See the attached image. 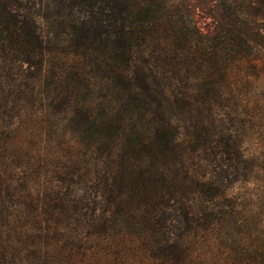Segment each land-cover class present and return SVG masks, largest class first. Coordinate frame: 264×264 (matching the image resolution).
<instances>
[{
	"label": "trees",
	"instance_id": "1",
	"mask_svg": "<svg viewBox=\"0 0 264 264\" xmlns=\"http://www.w3.org/2000/svg\"><path fill=\"white\" fill-rule=\"evenodd\" d=\"M192 1L0 0V259L29 264L73 209L93 241L140 239L159 264L235 220L230 189L264 166L231 88L264 65V0H203L205 33ZM49 166L59 186L38 189Z\"/></svg>",
	"mask_w": 264,
	"mask_h": 264
},
{
	"label": "rangeland",
	"instance_id": "2",
	"mask_svg": "<svg viewBox=\"0 0 264 264\" xmlns=\"http://www.w3.org/2000/svg\"><path fill=\"white\" fill-rule=\"evenodd\" d=\"M191 3L194 5V19L200 31L203 33L210 31L212 23L209 17L213 9L210 8L209 2L193 0ZM217 4L220 2L218 1ZM258 66L253 71L245 70L243 81L244 71H242L241 79L236 80L237 84H233L231 88L238 89L237 103L247 107L245 116H251L254 119L251 122V136L244 146L245 153L254 155L258 158V162L263 163L264 65L259 62ZM42 137L44 140H49L46 136ZM38 147L41 151L45 148L42 144ZM62 155L65 157V152ZM252 168L257 176L244 185L236 184L229 191L230 196L235 198L232 211L237 212L235 220L221 232L216 233L217 229L208 244L202 246L198 244L193 251L191 264H264V166L258 163ZM38 171L41 174L36 181L38 189L50 191L59 186L54 184L48 176L51 171L50 166L46 172L43 169ZM36 190L34 189L33 192L34 197L39 195ZM75 190L77 188L70 189L71 192ZM41 205H43L41 202L37 203L36 216L39 220L35 219L33 227L42 230L44 229L42 225L47 223L42 215L43 206ZM73 210L70 217L62 218L52 226L59 228L58 235L63 234L62 237L42 242H26L23 249L26 252L23 255V261L29 264H155V262L159 264L158 258L153 259L150 253H145L140 239L130 238L118 241L119 236H117L107 242L106 240L93 241L94 238H89L88 232L82 227L83 211ZM233 223L237 225L236 229ZM26 226L23 224L24 228ZM79 239L81 241H78ZM55 240L59 242H54ZM60 242L62 244L59 246ZM32 243L37 249L30 248ZM47 244L50 245L51 251L48 250ZM73 246L75 247L71 248ZM54 247H58L59 251L54 252ZM44 249L48 255H43ZM0 264L21 263L17 259L9 263L0 259Z\"/></svg>",
	"mask_w": 264,
	"mask_h": 264
}]
</instances>
